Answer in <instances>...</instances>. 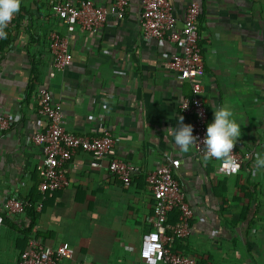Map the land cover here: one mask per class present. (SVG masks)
Wrapping results in <instances>:
<instances>
[{
  "label": "crops",
  "instance_id": "0c3cea01",
  "mask_svg": "<svg viewBox=\"0 0 264 264\" xmlns=\"http://www.w3.org/2000/svg\"><path fill=\"white\" fill-rule=\"evenodd\" d=\"M91 1L107 6L114 0ZM191 1L200 5L204 72L199 79L208 123L214 108H231L241 125L236 148L250 152L240 171L220 172L222 158L196 155L194 144L185 152L172 142L178 116L190 124L191 114L180 103L191 95V85L168 66L178 45L167 37L142 36L143 0H129L125 16L109 17L97 32L68 29L51 0H21L5 29L11 41L0 52V118L20 115L10 129H0V213L7 216L0 264H15L23 238L19 218L7 213L4 203L33 188L45 196L33 231L51 247L67 243L74 249L73 257L59 264H164L142 259L139 252L155 210L147 175L173 159L179 160L175 178L193 211L191 232L177 239L174 249L197 264H264V168L255 165L264 152V0H169L177 30ZM52 31L67 38L72 54L63 71L51 64ZM33 72L37 83L26 97ZM40 87L64 113L67 131L112 134L109 158L134 166L129 183L110 172L108 159L92 165L97 159L79 149L64 164L66 187L51 193L38 188L43 147L31 135L47 127L33 96Z\"/></svg>",
  "mask_w": 264,
  "mask_h": 264
},
{
  "label": "built area",
  "instance_id": "2783aa9c",
  "mask_svg": "<svg viewBox=\"0 0 264 264\" xmlns=\"http://www.w3.org/2000/svg\"><path fill=\"white\" fill-rule=\"evenodd\" d=\"M50 3L54 14L67 24L68 29L73 30L78 26L82 31L97 32L109 17L122 19L129 0H114L107 6L94 5L91 0H51ZM199 14V3L189 2L183 27L177 30L175 28L177 17L169 0H143L140 26L144 38L160 40L167 37L178 45L180 51L171 56L168 66L177 72L181 79L188 80L191 85V95L181 101L180 108L185 113L191 114L190 124L193 126V135L197 137L194 151L196 155L215 158L206 154L202 144L208 124V110L203 98V85L199 79L204 72L197 26ZM5 29H3L4 33ZM48 40L51 64L53 68L63 71L72 61L68 40L56 31L49 33ZM33 96L38 104V114L45 117L47 122L44 131L34 132L31 135L33 143L43 147L40 168L42 180L39 186L43 193L62 189L69 184L64 164L79 149L97 159L91 163L92 165H98L100 159H108L110 172L122 182H130L134 166L115 157L109 158L115 144L112 134L87 136L69 132L63 125L64 113L52 103L50 91L40 87L35 90ZM19 118V113L1 117L0 129H10ZM249 155L250 152L238 151L235 145L228 157L222 158L218 169L225 174H236L240 171L243 160ZM178 166L179 160L173 159L147 175V181L153 188L155 210L148 217L151 229L144 232L141 237L139 254L142 259H154L164 264H196V260L191 255L174 249L176 239L185 238L190 234L193 216L186 194L175 178V169ZM41 207L42 202L39 201L37 209ZM175 207L179 208V221L175 224L166 223L168 213ZM4 210L25 214L23 202L14 197L5 201ZM2 226L3 217L0 213V231ZM73 254L74 249L69 244L60 243L51 247L45 244L34 230L26 248L19 251L15 264H59L62 259L72 258Z\"/></svg>",
  "mask_w": 264,
  "mask_h": 264
},
{
  "label": "clouds",
  "instance_id": "9594fccd",
  "mask_svg": "<svg viewBox=\"0 0 264 264\" xmlns=\"http://www.w3.org/2000/svg\"><path fill=\"white\" fill-rule=\"evenodd\" d=\"M21 0H0V37L5 36L7 27L14 14L20 9ZM184 117L178 116V125L171 131L172 142L182 151L197 142L193 135V126L183 123ZM171 128V127H170ZM241 136V125L233 118V112L227 104L213 109L211 121L206 126L202 140L206 154L215 158H227ZM257 169L264 168V152L255 159Z\"/></svg>",
  "mask_w": 264,
  "mask_h": 264
},
{
  "label": "trees",
  "instance_id": "16d2710c",
  "mask_svg": "<svg viewBox=\"0 0 264 264\" xmlns=\"http://www.w3.org/2000/svg\"><path fill=\"white\" fill-rule=\"evenodd\" d=\"M5 34H6V32H5ZM10 41H11V39L8 36V34H6L2 38H0V52H2L9 45ZM35 76H36V74H34V72H33V75L31 78V84H30V86L26 92V97H29L31 95V92L33 91L34 85L37 83ZM41 180H42V178L40 179V181L38 183L39 184L38 188L40 186ZM46 193H51V192H46ZM16 198L23 202L24 207H25V214H26L25 218H21L20 214L12 213L13 215H15L19 218L21 225L23 227V230H21L23 238L20 240L22 242V244L19 245L20 251H22L26 248L28 240H29V238H31V236L33 234V226L36 224L38 216H39V211L37 210V204L39 201H41L42 202L41 209H42L45 206V196H44V194L42 195L39 191H36V189L33 188L31 193L29 195H27L26 197L17 196ZM153 198H154V194H153ZM154 205H155V199H154ZM6 212L10 213L8 211H6ZM1 214L3 217V223H4V221H6V219H7V216L3 213H1ZM178 221H179V208L175 207V208H173V210H171L168 213V216L166 218V223L175 224ZM176 240H175V242H176Z\"/></svg>",
  "mask_w": 264,
  "mask_h": 264
}]
</instances>
